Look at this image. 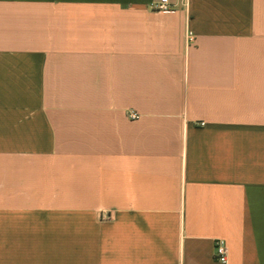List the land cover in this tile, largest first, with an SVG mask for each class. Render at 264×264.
<instances>
[{"label": "crops", "instance_id": "1", "mask_svg": "<svg viewBox=\"0 0 264 264\" xmlns=\"http://www.w3.org/2000/svg\"><path fill=\"white\" fill-rule=\"evenodd\" d=\"M156 1L0 0V264H264V0Z\"/></svg>", "mask_w": 264, "mask_h": 264}, {"label": "built area", "instance_id": "2", "mask_svg": "<svg viewBox=\"0 0 264 264\" xmlns=\"http://www.w3.org/2000/svg\"><path fill=\"white\" fill-rule=\"evenodd\" d=\"M181 0H158L152 4V9L161 13H171L177 10V6ZM188 0L184 1L187 6ZM191 33H189V36ZM191 40V38H190ZM140 115L138 113H129L130 120H138ZM214 257L218 264H229V249L225 241L216 239L214 241Z\"/></svg>", "mask_w": 264, "mask_h": 264}]
</instances>
